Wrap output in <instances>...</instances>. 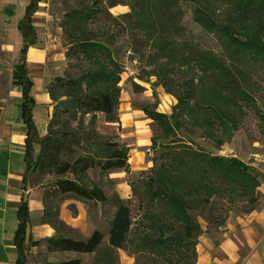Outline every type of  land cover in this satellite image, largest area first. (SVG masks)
Returning a JSON list of instances; mask_svg holds the SVG:
<instances>
[{
  "label": "trees",
  "instance_id": "1",
  "mask_svg": "<svg viewBox=\"0 0 264 264\" xmlns=\"http://www.w3.org/2000/svg\"><path fill=\"white\" fill-rule=\"evenodd\" d=\"M186 1L193 4L192 21L214 37L218 52L200 48L192 41L175 44V38L185 32L182 4ZM214 1L129 0L111 4V7L122 4L130 8L125 17L132 19L131 29L157 50L156 79L166 89L176 86V90L168 91L175 95L177 104L170 115L143 109L156 130L151 138L153 157L149 174L129 185L138 204V218L132 219L129 199L117 198L106 233L107 245H102L104 234L95 230L86 240L62 236L46 239L43 242L47 251L93 254L92 264H118L117 250L126 251L136 264L142 260L146 264H180L188 259L195 264L197 239L201 234L195 213L213 206L214 199L230 205L237 201L250 206L256 203L259 182L246 164L235 157L206 152L188 136H181L183 132L197 133L220 147L234 135L248 112L256 117L264 134V110L254 98L259 89L254 77L264 72V0H223L227 6L222 13L216 10ZM39 2L28 0L18 22L17 29L25 40L33 34L30 17ZM100 13L98 0H94L90 6L80 5L64 13L60 22L70 45L66 55L87 66L78 78L61 81V85L74 89L75 95L71 97L76 108L81 115H90L88 139L97 136L94 129L97 113H102L106 121H118L122 66L105 40H97L88 32ZM34 44L25 43L21 48L12 78V83L22 89L18 107L29 130L33 129L32 82L25 75L23 54L28 45ZM51 126L52 121L47 135L40 140V151L30 169L32 179L54 177L43 186L47 216L42 221L49 218L57 228L61 225L56 210L60 196L71 194L94 203H107L98 186L86 187L80 183L79 180L87 178L88 170L98 167L102 172L129 173V166L128 149L124 145L112 141L94 145L102 150V159L95 158L91 152L77 155L74 148L83 139L76 130L67 123L58 130ZM31 184L36 183L32 180ZM17 215L20 222L15 240L24 234L27 221L26 211L22 216L20 212ZM23 261L20 255L16 264ZM55 264H81V260Z\"/></svg>",
  "mask_w": 264,
  "mask_h": 264
},
{
  "label": "rangeland",
  "instance_id": "2",
  "mask_svg": "<svg viewBox=\"0 0 264 264\" xmlns=\"http://www.w3.org/2000/svg\"><path fill=\"white\" fill-rule=\"evenodd\" d=\"M93 1L40 0L38 14L35 15L34 21L38 24L39 31L43 30L40 32L44 36L47 35L48 38L51 34L54 39L57 38L59 45L65 50L64 61L58 66L59 68L54 69L55 71L50 75L47 84L54 106L49 121H52L51 129H62L67 123L70 129L76 130L77 136L83 139L80 146L74 148L77 155L91 152L95 158L102 159L104 157L102 150L94 145L108 141L124 145L128 149L129 173L122 170L102 172L98 167H95L88 170L85 180H79L86 187L98 186L108 198L106 204L100 203L97 207L98 214L96 217H92L96 221L97 227L106 235L115 211L117 198L131 201L133 220L139 216L138 204L132 197L129 185L149 174L153 157V152L150 149L151 138L155 135L156 130L155 124L145 115L143 109H153L156 112L170 115L173 107L177 104V99L168 91L176 90V86L172 89H166L157 81L155 76L156 66L159 62L156 59L157 50L131 29L132 19L125 17L130 12V8L122 4L111 7L112 3H126L129 0H98L101 13L95 18V23L89 27L88 32L94 35L97 40H105L110 46L114 51V57L122 66V73L118 84L120 89L116 110L118 121H106L102 113H97L94 124L97 136L88 139L91 136L90 115H81V111L76 108L74 99L71 97L75 95L74 89L61 85V81L65 82L69 79L78 78L87 66L82 62L78 63L74 57L66 55V50L70 49V45L69 40L63 35L60 22L64 13L80 5L90 6ZM27 3L28 0H0V101L8 96L14 75V66L19 62V51L22 45L15 30V22L22 16ZM192 6L193 4L189 1L182 4V24L185 32L180 37L175 38V44L180 45L183 41H192L200 48L218 52V43L214 37L205 34L192 21ZM226 6L223 0L214 1V7L219 13L224 12ZM254 79L257 80L259 88L254 94V98L257 105L264 110V72L256 75ZM145 133L147 135L141 139V135ZM181 136H188L194 145L213 155L239 159L257 176L259 185L264 182V134L252 112H248L234 135L229 140L224 141L220 147H216L209 139L200 138L197 133L183 132ZM35 148L40 151V145ZM31 169L29 170L30 182L33 180L36 184L41 182L48 184L54 180V177L50 176L32 179L34 177H31L33 175ZM68 177L72 178L71 176ZM214 200L213 206L203 207L194 215L200 227H205V233L210 236L219 234L220 229L226 225L231 215H241L255 207V205L250 206L241 201L230 205L225 201ZM60 229L63 231L59 226ZM102 245L105 244L102 243ZM122 252L128 256L126 251ZM116 256L118 257V264H120L117 251ZM77 258L81 260V264H92L93 255L79 254ZM130 258L132 259L131 262L136 264L134 258ZM38 259L41 264H51L48 262L49 260L57 261L60 257H49L47 253L39 252ZM186 263L192 264L193 260H184L180 264ZM138 264L146 263L142 260Z\"/></svg>",
  "mask_w": 264,
  "mask_h": 264
},
{
  "label": "crops",
  "instance_id": "3",
  "mask_svg": "<svg viewBox=\"0 0 264 264\" xmlns=\"http://www.w3.org/2000/svg\"><path fill=\"white\" fill-rule=\"evenodd\" d=\"M38 5L30 17L33 28L31 37L25 40L17 29L26 6L22 16L15 22L21 48L25 43L35 42L34 45H28L23 54L25 75L32 82L30 95L33 99V129L27 128L18 107L22 97L20 85L11 81L8 96L0 101V264H16L20 255L24 259L23 264H41L39 252L47 253L49 257H60L57 261L49 260L51 264L75 259L78 253L47 251L43 241L56 236L86 240L93 231H101L92 219L98 214L97 207L100 203L79 199L71 194L62 195L56 209L57 220L63 231L59 230V226L55 228L49 218L43 222V217L47 216L43 201V186L46 183L30 182V166L39 152L35 147L47 135L53 113L54 106L47 84L50 75L54 69L59 68L65 56V50L59 45L57 38L54 39L51 34L47 38V35L40 32L43 30L39 31V26L34 21ZM104 195L106 196L105 193ZM256 197L255 207L247 213L231 215L216 236L206 234L205 227H201L195 264H264V182L258 186ZM24 211L27 212L25 232L15 240V231L20 222L17 213L20 212L22 216ZM32 242L40 244L32 246ZM102 243L107 245L105 234ZM117 252L120 264H133L132 259L124 252Z\"/></svg>",
  "mask_w": 264,
  "mask_h": 264
},
{
  "label": "bare ground",
  "instance_id": "4",
  "mask_svg": "<svg viewBox=\"0 0 264 264\" xmlns=\"http://www.w3.org/2000/svg\"><path fill=\"white\" fill-rule=\"evenodd\" d=\"M145 135H147V133H145V134H142L141 136V139H144L145 138Z\"/></svg>",
  "mask_w": 264,
  "mask_h": 264
},
{
  "label": "built area",
  "instance_id": "5",
  "mask_svg": "<svg viewBox=\"0 0 264 264\" xmlns=\"http://www.w3.org/2000/svg\"><path fill=\"white\" fill-rule=\"evenodd\" d=\"M263 177H264V172H263Z\"/></svg>",
  "mask_w": 264,
  "mask_h": 264
}]
</instances>
